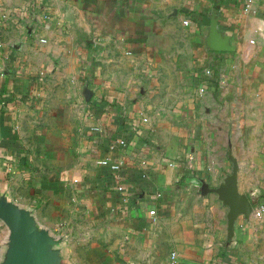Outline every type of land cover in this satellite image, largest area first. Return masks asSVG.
<instances>
[{"label":"crops","instance_id":"obj_1","mask_svg":"<svg viewBox=\"0 0 264 264\" xmlns=\"http://www.w3.org/2000/svg\"><path fill=\"white\" fill-rule=\"evenodd\" d=\"M0 66V195L63 264H264V0H0Z\"/></svg>","mask_w":264,"mask_h":264},{"label":"water","instance_id":"obj_2","mask_svg":"<svg viewBox=\"0 0 264 264\" xmlns=\"http://www.w3.org/2000/svg\"><path fill=\"white\" fill-rule=\"evenodd\" d=\"M215 24L214 21L209 37L210 46L217 50L232 49L227 40L217 34ZM231 159L232 171L223 183L211 187L203 179L198 181L202 193L215 191L229 205V235L233 232L234 221L239 214L248 217L253 212L249 196L238 189V160L234 156ZM0 219L9 228L7 249L0 264H63L59 249L62 238L41 227L30 210L20 207L3 194L0 195Z\"/></svg>","mask_w":264,"mask_h":264},{"label":"built area","instance_id":"obj_3","mask_svg":"<svg viewBox=\"0 0 264 264\" xmlns=\"http://www.w3.org/2000/svg\"><path fill=\"white\" fill-rule=\"evenodd\" d=\"M35 2V0H34ZM46 16V15H44ZM30 18V22L27 24V28L31 31V32H34V27L36 25V23L39 22V20L42 18V14L40 12L37 11H34L33 13H31V15L29 16ZM188 21L185 20V23H187ZM45 39H42V41H44ZM210 70H207V72H209ZM5 70L0 66V73L1 74H4ZM144 121H147L148 118L147 117H144L143 118ZM117 143L121 144V145H125L126 144V141L125 139H119L118 141H113L110 143V148H115L117 146ZM101 164H105V165H109L112 169H119L120 168V163L118 161H111L109 158H102L100 159L99 161ZM171 165L174 164V161H170L169 162ZM123 187L122 186H119V189H122ZM155 210L152 209L151 210V213H154ZM262 213V208H259L255 211V215H261ZM177 253L176 251H172L171 252V256H170V259H171V263H175L176 260H177V257H176Z\"/></svg>","mask_w":264,"mask_h":264},{"label":"rangeland","instance_id":"obj_4","mask_svg":"<svg viewBox=\"0 0 264 264\" xmlns=\"http://www.w3.org/2000/svg\"><path fill=\"white\" fill-rule=\"evenodd\" d=\"M8 234H9V228L6 225L5 222H3V220H0V257H4V255L1 253V249H2V244L4 242V240H6L5 245L7 244L8 241Z\"/></svg>","mask_w":264,"mask_h":264}]
</instances>
